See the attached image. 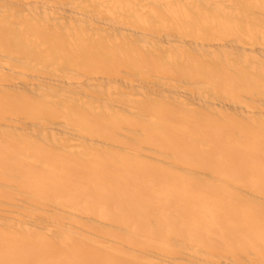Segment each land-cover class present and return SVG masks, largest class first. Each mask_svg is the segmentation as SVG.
<instances>
[{
  "label": "bare ground",
  "instance_id": "bare-ground-1",
  "mask_svg": "<svg viewBox=\"0 0 264 264\" xmlns=\"http://www.w3.org/2000/svg\"><path fill=\"white\" fill-rule=\"evenodd\" d=\"M0 264H264V0H0Z\"/></svg>",
  "mask_w": 264,
  "mask_h": 264
},
{
  "label": "rangeland",
  "instance_id": "rangeland-1",
  "mask_svg": "<svg viewBox=\"0 0 264 264\" xmlns=\"http://www.w3.org/2000/svg\"><path fill=\"white\" fill-rule=\"evenodd\" d=\"M136 49H138V51H139V50H140V51H141V50H143V48H142V47H137Z\"/></svg>",
  "mask_w": 264,
  "mask_h": 264
}]
</instances>
